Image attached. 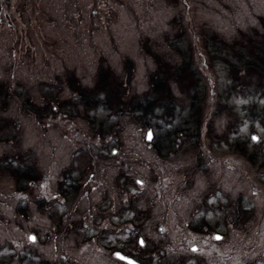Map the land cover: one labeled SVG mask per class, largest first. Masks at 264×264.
<instances>
[{"label":"rangeland","instance_id":"obj_1","mask_svg":"<svg viewBox=\"0 0 264 264\" xmlns=\"http://www.w3.org/2000/svg\"><path fill=\"white\" fill-rule=\"evenodd\" d=\"M114 252L264 264V0H0V264Z\"/></svg>","mask_w":264,"mask_h":264},{"label":"water","instance_id":"obj_2","mask_svg":"<svg viewBox=\"0 0 264 264\" xmlns=\"http://www.w3.org/2000/svg\"><path fill=\"white\" fill-rule=\"evenodd\" d=\"M150 136H151V130H149L147 132V134H146L147 140H150V138H151ZM252 138L255 141L257 140V137L255 135H252ZM29 239L32 241L34 239V236L31 235ZM139 243L142 244V240L141 239H139ZM114 256L116 258L120 259V260L126 261L128 264H140L136 260H134V259L132 260L131 258H129V257H127V256H125V255H123L122 253H119V252L115 253Z\"/></svg>","mask_w":264,"mask_h":264},{"label":"flooded vegetation","instance_id":"obj_3","mask_svg":"<svg viewBox=\"0 0 264 264\" xmlns=\"http://www.w3.org/2000/svg\"><path fill=\"white\" fill-rule=\"evenodd\" d=\"M142 245V244H141ZM115 253H117V252H114L113 253V255L115 254ZM122 253V252H121ZM123 255H125V256H127V257H129V258H131L132 260L134 259V260H136L138 263H140V264H143L142 262H140L139 260H137V259H135L134 257H131V256H129V255H126V254H124V253H122ZM115 257V256H114ZM116 258V257H115ZM118 261H120L121 263L123 262L124 264H128L126 261H123V260H120V259H118V258H116Z\"/></svg>","mask_w":264,"mask_h":264},{"label":"trees","instance_id":"obj_4","mask_svg":"<svg viewBox=\"0 0 264 264\" xmlns=\"http://www.w3.org/2000/svg\"><path fill=\"white\" fill-rule=\"evenodd\" d=\"M253 68H255L256 67V65L254 64L253 66H252ZM163 84V81L161 80V79H158V81H156V84ZM159 88V87H158Z\"/></svg>","mask_w":264,"mask_h":264},{"label":"bare ground","instance_id":"obj_5","mask_svg":"<svg viewBox=\"0 0 264 264\" xmlns=\"http://www.w3.org/2000/svg\"><path fill=\"white\" fill-rule=\"evenodd\" d=\"M31 235H33V234H31ZM31 235H30V236H31ZM33 236H34V235H33Z\"/></svg>","mask_w":264,"mask_h":264}]
</instances>
